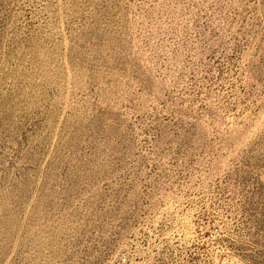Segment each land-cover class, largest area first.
<instances>
[{"label": "rangeland", "instance_id": "rangeland-1", "mask_svg": "<svg viewBox=\"0 0 264 264\" xmlns=\"http://www.w3.org/2000/svg\"><path fill=\"white\" fill-rule=\"evenodd\" d=\"M0 264H264V0H0Z\"/></svg>", "mask_w": 264, "mask_h": 264}]
</instances>
